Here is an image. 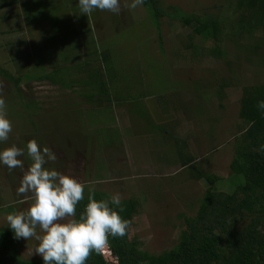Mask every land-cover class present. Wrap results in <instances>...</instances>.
Listing matches in <instances>:
<instances>
[{
  "label": "rangeland",
  "instance_id": "rangeland-1",
  "mask_svg": "<svg viewBox=\"0 0 264 264\" xmlns=\"http://www.w3.org/2000/svg\"><path fill=\"white\" fill-rule=\"evenodd\" d=\"M128 3L121 0L118 14L97 9L86 16L78 0L0 2V64L21 77L17 87L0 74V96L12 123L0 150L24 148L19 159L26 170L32 163L26 144L35 139L56 154L47 167L86 185L87 196L89 190L118 192L122 200H138L132 233L143 250L158 254L177 244L180 215L196 212L208 185L182 166L181 147L198 169L219 177L214 189L229 192L241 182L230 170L235 135L245 127L240 98L243 86L264 84V45L252 48L262 36L254 28L231 30L239 19L233 15L236 0H157L164 13L156 22L144 5L130 9ZM178 12L225 20L231 32L222 39L225 55L211 56L210 42L193 25H183ZM95 44L110 52L113 90L123 88L130 94L124 99H134L131 108L143 112L136 125L124 103L90 101L80 93L82 59ZM87 60V69L97 71L96 58ZM57 67H66L60 75L70 87L26 77L29 70L36 75ZM22 176L20 168L0 166V229L8 226L10 212L32 203L30 194L16 193ZM37 244L34 238L17 240L19 256L42 259L34 252Z\"/></svg>",
  "mask_w": 264,
  "mask_h": 264
},
{
  "label": "trees",
  "instance_id": "trees-1",
  "mask_svg": "<svg viewBox=\"0 0 264 264\" xmlns=\"http://www.w3.org/2000/svg\"><path fill=\"white\" fill-rule=\"evenodd\" d=\"M16 1L0 0L1 6L11 5ZM143 5L155 22L164 13L157 0H145ZM235 11L237 13L233 15L239 19L237 23L235 21L230 23L231 30L238 29L243 34L241 31H245L244 29H248L249 32L254 28L261 32L262 36L252 48L263 46L264 0H236ZM177 15L183 25H193V32L210 42L208 48L211 56L225 55L222 39L225 34H231L225 20L208 14L178 12ZM92 41L95 43L93 39L89 43L92 44ZM93 48L89 52L90 55L79 58H83L85 66L77 81L84 84V91L80 93L90 101L98 98L106 99L107 102L114 99L117 103H124L130 120L136 125L139 117H143V112L139 111L138 107L131 108L134 99H124L130 94H125L123 88L113 90V83L117 79L112 72L109 50L99 49L96 44ZM91 56L99 62L97 71H93L95 68L87 69L90 64L87 58ZM74 65H77V61L72 66ZM65 68L57 67L45 74L46 71L42 70L41 74L36 75H32L29 70L26 77L47 79L67 88L70 86L66 85L63 76L60 75ZM0 74L19 86L21 77L15 76L2 64ZM261 100H264V84L242 87L238 115L245 123V127L235 135L234 156L230 162L233 176H242L241 182L229 192L214 189L219 177L198 169L194 158L181 147L182 166L190 170L192 178L203 179L208 184L196 212L193 215H180L182 225L175 246L153 254L143 250L141 243L132 233L130 222L137 211L138 200L133 198L122 200L124 210L120 215L128 221V228L124 237H109L110 251L115 258V264H264V111L257 109V103ZM155 127L160 129L158 126ZM161 133L163 134V131ZM92 194L97 200L108 198L105 193L95 191ZM86 196L77 205V218L88 203ZM0 264H43V260H26L19 256L17 239L6 226L0 229ZM86 264H105V261L102 256L93 253L88 257Z\"/></svg>",
  "mask_w": 264,
  "mask_h": 264
},
{
  "label": "clouds",
  "instance_id": "clouds-1",
  "mask_svg": "<svg viewBox=\"0 0 264 264\" xmlns=\"http://www.w3.org/2000/svg\"><path fill=\"white\" fill-rule=\"evenodd\" d=\"M144 2L130 0L127 7L136 9ZM78 6L86 16L97 9L118 14L121 0H78ZM257 109L264 111V100L258 101ZM11 132L6 101L0 96V143L7 141ZM26 151L32 163L24 170V161L19 159L25 155L24 148L13 144L0 150V166L23 170L17 195L30 194L32 201L27 210L10 212L6 217L14 238H34L38 242L34 252L42 257L43 264H86L93 253L102 256L105 264H115L109 237H124L128 228V221L120 215L124 210L121 194L110 193L107 199L97 200L89 190L88 203L77 218V205L85 199L86 185L47 167L56 161V154L35 139L27 142ZM65 218L71 219L61 222Z\"/></svg>",
  "mask_w": 264,
  "mask_h": 264
},
{
  "label": "crops",
  "instance_id": "crops-1",
  "mask_svg": "<svg viewBox=\"0 0 264 264\" xmlns=\"http://www.w3.org/2000/svg\"><path fill=\"white\" fill-rule=\"evenodd\" d=\"M154 129V128H153ZM170 130V129H169ZM167 135H170V133H169V131L167 132V131H164Z\"/></svg>",
  "mask_w": 264,
  "mask_h": 264
}]
</instances>
